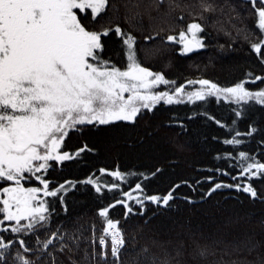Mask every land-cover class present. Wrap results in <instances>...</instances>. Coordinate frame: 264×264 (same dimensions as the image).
Listing matches in <instances>:
<instances>
[{"label": "snow or ice", "instance_id": "6c2138e0", "mask_svg": "<svg viewBox=\"0 0 264 264\" xmlns=\"http://www.w3.org/2000/svg\"><path fill=\"white\" fill-rule=\"evenodd\" d=\"M173 3L174 0H169V8ZM164 4L165 0H150L143 5L137 3L134 7H143L151 15L153 10L160 11ZM109 6L110 0H0V264H37L42 259L45 264H58L56 253H65V250L68 264H87L97 255L107 264L108 237L113 264H126L121 260V254L127 252L125 246L128 241L119 221L109 218V208L114 207L113 204L98 210L104 221L98 237L100 251L96 250L97 238L93 236L91 254L85 247L80 260L76 259L80 251L78 237L68 233L61 235L59 228L50 234L46 229L50 211L55 209L44 197H58L63 202L64 198L58 194L68 191L65 186L74 187L76 182L65 180L57 186H50L53 182L44 173L57 162L62 164L85 151H95L88 143L77 146L74 153L64 150L70 132L84 128L99 132L105 128L120 127L123 122H127L125 127H134L157 105L184 101L195 103L208 97H215L217 101L223 98L237 105L249 101L264 105V88L252 91L245 86L244 80L231 86H221L201 78L187 80L186 88L185 84L176 85V81L166 78L162 71H153L150 66H145L138 55L136 36L122 29L118 23L97 27L107 17ZM241 6L245 15L251 12L255 18L260 38L251 42L250 47L264 64V0H243ZM199 7L200 19H211L204 14L217 11L215 0H199ZM229 8L240 16L235 6L229 5ZM220 10L223 11L222 6ZM136 14L140 15L139 11ZM108 20L111 25V18ZM203 32L204 25L193 19L178 33L168 34L163 39L180 45L179 52L187 54L206 47L201 35ZM109 33L122 38L126 67H118L104 57L102 37H107ZM154 38L144 37L146 41ZM247 75L252 77L251 72ZM256 80L264 81V76H254L253 81ZM159 85L171 87H166L164 91L155 90ZM205 115L209 114L206 112ZM241 115L242 110L235 112L236 117ZM210 118L226 128V135L231 136V139H224V144L235 147L243 143L237 138L241 133L236 131L235 119L228 125L215 117ZM256 131L252 127L246 135L251 136ZM224 157L231 163L232 152H225ZM235 159L237 164L232 167L240 168L239 176L248 174L249 179L264 178V163L248 152L239 151ZM160 171L156 169V172ZM216 171L231 174L223 169ZM100 172H108V169L101 168ZM110 175L120 179L125 177L119 169L111 171ZM33 178L42 187H25V183ZM206 179L213 181L209 194L227 187L242 188L253 198L259 195L252 183L226 184L224 181L215 182L212 176ZM232 179L235 181L236 177L232 176ZM84 183L94 185L97 193L102 191L100 183L91 176ZM103 187L111 191L118 189L119 184L111 182ZM135 189L143 191L140 183L135 184ZM122 195L133 199L130 192H123ZM144 199L170 206L173 192L163 196L145 195ZM115 203L127 206V200ZM136 203L143 204V200L137 199ZM131 211L128 207L125 215ZM261 227L264 230V220H261ZM39 228L46 229L44 239L40 238ZM58 235L61 242L56 248L53 238ZM230 235L231 232L219 234L209 245L203 242L209 237L202 229H189L167 240L153 241L159 251L150 252L148 246L136 250L133 244L135 255L129 264H181L176 257L186 253L192 257V264H197L198 260H206L214 254V246L228 240ZM29 236L34 237L35 246L22 238ZM65 238L73 243H64ZM229 243L237 247L241 244L254 246L251 236L245 239L237 236ZM260 243L264 246V235ZM171 252H175V257ZM60 264H64L63 260ZM260 264H264V258Z\"/></svg>", "mask_w": 264, "mask_h": 264}, {"label": "trees", "instance_id": "16d2710c", "mask_svg": "<svg viewBox=\"0 0 264 264\" xmlns=\"http://www.w3.org/2000/svg\"><path fill=\"white\" fill-rule=\"evenodd\" d=\"M150 0H110L107 17L101 20L97 27L113 26L118 23L125 31L131 32L137 38L138 55L145 66L153 71H162L166 78L176 81V85L185 84L187 80L210 79L221 86H231L241 80L252 91L264 88V81H253L254 76H264V64L252 51L250 44L260 38L255 25V18L251 12L244 14L241 6L243 0H215L217 11L214 14L205 13L200 19L199 0H174L169 8V0L160 11L153 10L151 15L143 7L136 9ZM229 5L240 12L237 16ZM223 7V11L220 7ZM139 11L140 15H137ZM183 16V19L180 17ZM231 17V20H230ZM111 18L112 24H109ZM193 19L204 25L203 42L206 47L193 54H181L178 44L163 39L168 34H176ZM159 33L158 36H155ZM247 35V39L245 36ZM145 36H154L146 41ZM105 44L104 57L118 67H126V51L122 38L109 33L102 37ZM251 72L252 77L247 74ZM171 87V86H167ZM198 87V85H195ZM240 117L235 116L241 111ZM209 115H205V113ZM215 117L228 125L232 120L237 121L236 131L241 133L238 139L243 143L239 146L226 145L224 139H231L226 135L227 129L217 125ZM121 123L117 128H105L97 132L91 128L70 132L65 140L64 150L74 153L77 146L88 143L95 151H85L79 157L62 164L57 162L44 175L57 186L65 180L74 181L75 186L66 185V192H60L63 202L58 197H44L51 204L54 211H50V219L46 226L48 233L60 229V234H72L79 238L80 251L76 259L80 260L83 250L92 251L93 236L97 239L102 233L104 221L99 216L101 207L109 208V218L119 221L125 238L127 252H122L121 260L129 264L135 255V249L148 246L150 252L159 251L153 241L167 240L177 233H185L189 229H202L208 235L203 241L212 245L219 234L231 232L228 240L214 246V254L206 260H198L197 264H260L264 258V246L260 241L264 230L261 220H264V178L252 177L248 174L239 176L236 157L239 151H246L251 156L264 163V105L249 101L237 105L221 98L208 97L205 101L188 103H173L171 105H157L153 112H147L134 126L125 127ZM255 127L256 132L246 135ZM177 145L183 147L178 148ZM232 152L233 159L229 163L224 157L225 152ZM220 157L219 159L217 157ZM51 163V162H50ZM101 168L108 172H100ZM161 169L156 172V169ZM119 169L125 173L123 179L113 178L110 172ZM216 169H223L231 173L224 175ZM155 172V175L151 173ZM143 173V175H141ZM91 176L97 180L102 191L97 193L95 186L84 183ZM212 176L215 182L224 181L226 184L252 183L258 192L253 198L242 188L223 187L209 194L213 181L206 179ZM232 176L236 177L233 181ZM116 182L118 189L109 191L104 188L106 183ZM140 183L143 191L135 189ZM42 187L33 178L25 183V187ZM178 186V187H177ZM173 192L170 206L156 204L144 199L145 195H166ZM123 192H130L133 199L123 196ZM42 195V194H41ZM143 200V204L136 200ZM117 200H127V206L115 203ZM132 209L127 212V208ZM45 228H39L41 239L45 238ZM7 235V233H5ZM239 236L245 239L251 236L254 246L237 247L229 243ZM34 245V237H22ZM95 240L96 250L100 251L98 240ZM55 247L59 248L60 236L54 237ZM107 264H113L110 239ZM64 243L72 244L65 238ZM51 250V248L49 249ZM66 252H57L58 264L63 260L68 264ZM162 255V253H161ZM175 257V252H171ZM35 259V257H32ZM181 264H192V257L187 253L176 257ZM37 264H45L42 259ZM87 264H104V259L97 255Z\"/></svg>", "mask_w": 264, "mask_h": 264}, {"label": "rangeland", "instance_id": "374dc122", "mask_svg": "<svg viewBox=\"0 0 264 264\" xmlns=\"http://www.w3.org/2000/svg\"><path fill=\"white\" fill-rule=\"evenodd\" d=\"M166 87H167V86L159 85V86H157V88H156L155 90H158V91H164V90H166Z\"/></svg>", "mask_w": 264, "mask_h": 264}, {"label": "water", "instance_id": "95a60500", "mask_svg": "<svg viewBox=\"0 0 264 264\" xmlns=\"http://www.w3.org/2000/svg\"><path fill=\"white\" fill-rule=\"evenodd\" d=\"M199 49H194L192 52L187 53V54H193L194 52L198 51Z\"/></svg>", "mask_w": 264, "mask_h": 264}, {"label": "built area", "instance_id": "2783aa9c", "mask_svg": "<svg viewBox=\"0 0 264 264\" xmlns=\"http://www.w3.org/2000/svg\"><path fill=\"white\" fill-rule=\"evenodd\" d=\"M110 239V237H108ZM98 240V239H97Z\"/></svg>", "mask_w": 264, "mask_h": 264}]
</instances>
